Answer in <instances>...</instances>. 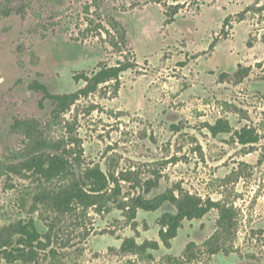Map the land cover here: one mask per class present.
<instances>
[{"label": "rangeland", "instance_id": "obj_1", "mask_svg": "<svg viewBox=\"0 0 264 264\" xmlns=\"http://www.w3.org/2000/svg\"><path fill=\"white\" fill-rule=\"evenodd\" d=\"M125 58L137 66L116 94L102 86L49 126L51 100L31 83L70 93L83 86L75 74ZM218 120L229 130L212 134ZM17 121L63 137L72 168L0 177V228L33 219L46 245L0 264H264V0H0L2 161L29 142ZM244 127L257 142L238 141ZM95 167L108 181L96 205L60 213L42 200ZM169 191L217 206L165 247L158 219L175 206L130 208ZM126 238L159 247L139 258L121 250Z\"/></svg>", "mask_w": 264, "mask_h": 264}, {"label": "trees", "instance_id": "obj_2", "mask_svg": "<svg viewBox=\"0 0 264 264\" xmlns=\"http://www.w3.org/2000/svg\"><path fill=\"white\" fill-rule=\"evenodd\" d=\"M160 0H158L159 2ZM172 9L165 12L166 24L174 21V15L178 12V5L170 6ZM7 13V11H4ZM244 11L239 14V20L244 17ZM228 16L224 24H227ZM214 43L210 44L213 48ZM137 61L133 59L118 60L115 65L100 64L98 70L88 74L80 72L74 75L75 82H83V86L70 93H50L47 87L34 81L29 85L30 89L42 91L44 96L51 100L53 105L49 126L60 124L65 114L81 98L88 97L102 86L112 87L116 94L121 86V75L127 70H133ZM238 73V72H236ZM109 84V85H108ZM16 126L23 127L29 138L28 144L19 152L13 154L11 162L0 160V177L20 175L22 173L36 174L45 180L69 173L72 162L69 160L68 150L65 148L64 138L51 136L48 130L36 132V123L31 121H17ZM210 132L217 134L229 130L228 122L218 120L210 125ZM237 139L242 144L255 143L258 140L257 134L252 129L242 128L237 133ZM77 161V160H76ZM108 187L107 176L101 169L87 168L84 170L82 179L76 178L68 184L59 187L60 189L47 191L42 195V200L49 201L53 210L60 213L73 211L77 206H93L99 201L102 192ZM164 202H169L176 208V213H164L158 219L160 229L158 237L165 247H170L171 240L177 235L178 229L184 219H199L208 210L217 206V203L210 199L202 201L199 197L189 193L177 196L173 191L158 194L152 198L137 196L132 199L131 217L135 216L137 209L146 211L157 210ZM41 234L33 219L17 221L0 228V255L7 263L17 260L32 259L36 252L35 248H45L40 241ZM159 247L158 241H144L138 244L132 238H126L121 245L122 251H132L139 258L151 259L152 254L148 250H155ZM215 253V249L210 250Z\"/></svg>", "mask_w": 264, "mask_h": 264}]
</instances>
